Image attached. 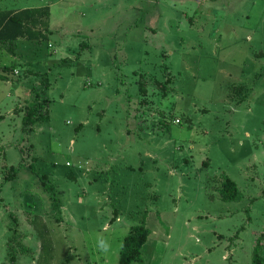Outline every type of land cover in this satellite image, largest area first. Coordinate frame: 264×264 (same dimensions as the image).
Wrapping results in <instances>:
<instances>
[{"label":"rangeland","instance_id":"obj_1","mask_svg":"<svg viewBox=\"0 0 264 264\" xmlns=\"http://www.w3.org/2000/svg\"><path fill=\"white\" fill-rule=\"evenodd\" d=\"M35 8L50 10L45 36L0 49V264H120L145 218V264H253L264 0H0ZM45 75L50 120L27 135L20 110ZM22 163L49 177L60 211L31 169L5 181ZM226 177L241 200L222 199Z\"/></svg>","mask_w":264,"mask_h":264},{"label":"trees","instance_id":"obj_2","mask_svg":"<svg viewBox=\"0 0 264 264\" xmlns=\"http://www.w3.org/2000/svg\"><path fill=\"white\" fill-rule=\"evenodd\" d=\"M49 16L50 10L48 8L26 9L17 13L0 12V49H8L13 55H16L20 40L40 41L45 36L43 29L47 26V18ZM3 72L5 75L2 78L7 80V73L14 72V67H3ZM169 83L170 80H168L167 84ZM42 85L44 87L41 94H37L31 104L20 110L24 114L22 120L23 131L27 135H31L34 132L37 124L50 120L48 92L51 88V83L47 75L44 76ZM40 98L42 99L41 101ZM4 119L5 117L0 115V122ZM25 167L39 175L33 163L28 165L22 163L18 167H5L7 170L5 181L17 179L21 169ZM39 177L44 191L51 195L53 208L60 211L61 203L57 198L55 187L49 182V177L47 175H39ZM220 195L224 201H239L243 197L238 184L229 177L224 179ZM17 225L18 223H16ZM150 235L151 231L147 227L146 218L139 225L132 227L130 234L123 243L120 264H132L133 262L145 264L142 249L147 244ZM263 241L264 235L258 239L254 251L253 264H264V256L261 253ZM12 248L13 246L11 250ZM12 254L14 255L15 253L11 252ZM12 260L16 261V258L13 256Z\"/></svg>","mask_w":264,"mask_h":264},{"label":"clouds","instance_id":"obj_3","mask_svg":"<svg viewBox=\"0 0 264 264\" xmlns=\"http://www.w3.org/2000/svg\"><path fill=\"white\" fill-rule=\"evenodd\" d=\"M98 245H99V250L102 253L107 254L110 251V245L107 241L101 239L99 240Z\"/></svg>","mask_w":264,"mask_h":264}]
</instances>
